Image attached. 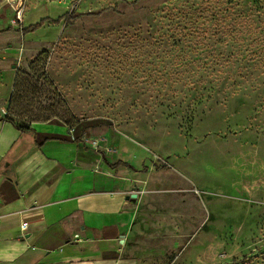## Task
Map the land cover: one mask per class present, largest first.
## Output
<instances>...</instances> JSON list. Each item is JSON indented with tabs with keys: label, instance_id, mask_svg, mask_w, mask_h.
<instances>
[{
	"label": "rangeland",
	"instance_id": "1",
	"mask_svg": "<svg viewBox=\"0 0 264 264\" xmlns=\"http://www.w3.org/2000/svg\"><path fill=\"white\" fill-rule=\"evenodd\" d=\"M37 1L0 0V28ZM39 1L70 24L19 48L0 113L147 145L208 207L180 264H264V0Z\"/></svg>",
	"mask_w": 264,
	"mask_h": 264
},
{
	"label": "crops",
	"instance_id": "2",
	"mask_svg": "<svg viewBox=\"0 0 264 264\" xmlns=\"http://www.w3.org/2000/svg\"><path fill=\"white\" fill-rule=\"evenodd\" d=\"M37 2L22 23L0 28L1 75L20 47L61 35L50 20L22 31L65 14ZM1 117L0 264H180L208 213L190 176L124 135L101 141L85 123L61 120L23 132ZM119 161L128 165L114 166Z\"/></svg>",
	"mask_w": 264,
	"mask_h": 264
},
{
	"label": "trees",
	"instance_id": "3",
	"mask_svg": "<svg viewBox=\"0 0 264 264\" xmlns=\"http://www.w3.org/2000/svg\"><path fill=\"white\" fill-rule=\"evenodd\" d=\"M211 5L210 4H207L206 7L209 8ZM199 12V11H197ZM204 13V12H203ZM202 13V14H203ZM67 14L62 16V17H59L57 19H51V18H43L41 19L39 22L37 23H34V24H31L30 26L28 27H24L22 28V31L23 32H28V31H31V30H35V29H38L39 27H41L47 20H50L51 23H54V24H59L61 23L62 20H64V24L65 25H69L70 24V20L67 18ZM14 29L12 27H9L6 32H9V31H13ZM5 31V30H4ZM2 119H5V120H10V121H13L15 122L16 126L23 132H27V131H33V127L31 126V124H25V123H21V122H17L11 118H8L7 116L3 115V117H1ZM120 165H128L127 162H124V161H119L117 163L114 164V166H120ZM111 166H113V163H111Z\"/></svg>",
	"mask_w": 264,
	"mask_h": 264
},
{
	"label": "built area",
	"instance_id": "4",
	"mask_svg": "<svg viewBox=\"0 0 264 264\" xmlns=\"http://www.w3.org/2000/svg\"><path fill=\"white\" fill-rule=\"evenodd\" d=\"M21 16H22V11H20V13H19V18H20ZM22 228H23V229H26V228H27V224L24 223Z\"/></svg>",
	"mask_w": 264,
	"mask_h": 264
},
{
	"label": "bare ground",
	"instance_id": "5",
	"mask_svg": "<svg viewBox=\"0 0 264 264\" xmlns=\"http://www.w3.org/2000/svg\"><path fill=\"white\" fill-rule=\"evenodd\" d=\"M12 1H14V0H12Z\"/></svg>",
	"mask_w": 264,
	"mask_h": 264
}]
</instances>
